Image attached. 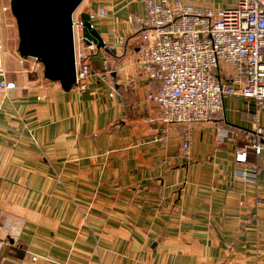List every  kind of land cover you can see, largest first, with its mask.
Wrapping results in <instances>:
<instances>
[{
    "label": "crops",
    "instance_id": "0c3cea01",
    "mask_svg": "<svg viewBox=\"0 0 264 264\" xmlns=\"http://www.w3.org/2000/svg\"><path fill=\"white\" fill-rule=\"evenodd\" d=\"M1 4L0 64L14 88L0 92V264H264V175H234L264 106L230 96L222 121L160 122L147 100L158 86L136 64L139 26L128 22L144 16L140 0L82 2L76 17L91 16L105 47L91 44L86 89L64 92L18 42L6 46ZM248 160L263 165L264 150Z\"/></svg>",
    "mask_w": 264,
    "mask_h": 264
},
{
    "label": "built area",
    "instance_id": "2783aa9c",
    "mask_svg": "<svg viewBox=\"0 0 264 264\" xmlns=\"http://www.w3.org/2000/svg\"><path fill=\"white\" fill-rule=\"evenodd\" d=\"M143 17L130 16L136 33V64L157 84L147 95L160 122L188 125L222 121L223 100L238 96L264 106V0H237L235 7L213 9L181 0H140ZM3 11H10L4 8ZM96 16L103 18L100 7ZM91 19V16H90ZM75 87L86 89L94 46H85L80 19L72 17ZM80 42L83 47H78ZM104 63L107 61L104 59ZM0 64V92L13 89ZM236 149L234 163L241 166L235 177L256 184L264 175V163L248 160L264 150V128L257 127ZM189 155V144H182Z\"/></svg>",
    "mask_w": 264,
    "mask_h": 264
},
{
    "label": "water",
    "instance_id": "95a60500",
    "mask_svg": "<svg viewBox=\"0 0 264 264\" xmlns=\"http://www.w3.org/2000/svg\"><path fill=\"white\" fill-rule=\"evenodd\" d=\"M83 1H9L10 14L17 29L19 56L40 63L44 78L58 82L64 92H68L75 84L72 17ZM79 18L85 44H93L98 50L104 49L105 44L92 26L90 15L82 13Z\"/></svg>",
    "mask_w": 264,
    "mask_h": 264
},
{
    "label": "rangeland",
    "instance_id": "374dc122",
    "mask_svg": "<svg viewBox=\"0 0 264 264\" xmlns=\"http://www.w3.org/2000/svg\"><path fill=\"white\" fill-rule=\"evenodd\" d=\"M10 0H0V5L1 2H9ZM85 2V0L83 1ZM81 10V7H80ZM79 8L77 9V11L75 12V17L78 15V12L80 11ZM10 19L9 25H5L3 32H4V38H5V43L7 44V47H13L15 46L16 42H18V35H17V29H16V24H15V20L12 17L11 14L8 13L7 15ZM80 16V15H79ZM80 19V18H79Z\"/></svg>",
    "mask_w": 264,
    "mask_h": 264
}]
</instances>
